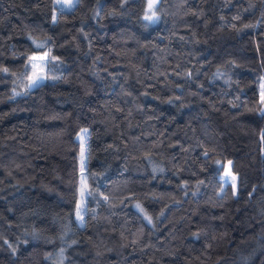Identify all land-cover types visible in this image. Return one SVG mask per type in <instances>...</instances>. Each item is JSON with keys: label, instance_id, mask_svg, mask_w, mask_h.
Returning a JSON list of instances; mask_svg holds the SVG:
<instances>
[{"label": "trees", "instance_id": "trees-1", "mask_svg": "<svg viewBox=\"0 0 264 264\" xmlns=\"http://www.w3.org/2000/svg\"><path fill=\"white\" fill-rule=\"evenodd\" d=\"M146 7L0 0V264H264V0Z\"/></svg>", "mask_w": 264, "mask_h": 264}, {"label": "rangeland", "instance_id": "rangeland-1", "mask_svg": "<svg viewBox=\"0 0 264 264\" xmlns=\"http://www.w3.org/2000/svg\"><path fill=\"white\" fill-rule=\"evenodd\" d=\"M54 1L56 5L55 15H57L59 9L72 10L77 4V0H54ZM159 2L160 0H147V7L144 15V20L149 24H156L159 20V12H158ZM146 16L148 20L146 19ZM47 60H48L47 51L34 54L31 60L33 73L28 81V89H32L48 79L46 73ZM86 131H87L86 128L82 129V131L79 132L77 137L82 142L81 149L79 151L80 196L77 202V208L75 214L76 219L80 225L84 224L83 216L87 201V195L89 192L87 177L85 172L87 165L86 145L83 142L85 138L84 132ZM223 181H224V185L232 184L233 187L236 186V175L232 170L231 162H228L226 164V171L223 174ZM134 206L139 210L140 209L142 210L139 204H135Z\"/></svg>", "mask_w": 264, "mask_h": 264}]
</instances>
